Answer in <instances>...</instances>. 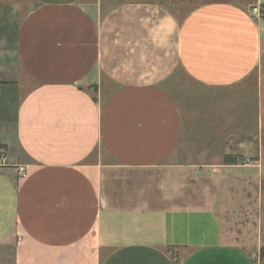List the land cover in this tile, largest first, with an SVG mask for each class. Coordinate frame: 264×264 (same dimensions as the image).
I'll use <instances>...</instances> for the list:
<instances>
[{
	"label": "crops",
	"instance_id": "crops-1",
	"mask_svg": "<svg viewBox=\"0 0 264 264\" xmlns=\"http://www.w3.org/2000/svg\"><path fill=\"white\" fill-rule=\"evenodd\" d=\"M254 5L0 0V264H264L217 215L258 127Z\"/></svg>",
	"mask_w": 264,
	"mask_h": 264
},
{
	"label": "rangeland",
	"instance_id": "rangeland-1",
	"mask_svg": "<svg viewBox=\"0 0 264 264\" xmlns=\"http://www.w3.org/2000/svg\"><path fill=\"white\" fill-rule=\"evenodd\" d=\"M245 83H253L245 92L244 105L254 97L258 105L257 132L252 136H237L229 141L231 155L236 156L237 169L227 175L226 198L218 207L223 221L224 239L234 244L256 241L259 254L264 256V53L262 60ZM255 83V84H254ZM254 129V127H253ZM1 148V147H0ZM2 151L0 149V156ZM238 157V158H237ZM242 237V238H241Z\"/></svg>",
	"mask_w": 264,
	"mask_h": 264
},
{
	"label": "built area",
	"instance_id": "built-area-1",
	"mask_svg": "<svg viewBox=\"0 0 264 264\" xmlns=\"http://www.w3.org/2000/svg\"><path fill=\"white\" fill-rule=\"evenodd\" d=\"M251 13L258 17H264V6L262 5H254L250 9ZM18 171L20 172L22 177H26L25 167L19 166Z\"/></svg>",
	"mask_w": 264,
	"mask_h": 264
},
{
	"label": "trees",
	"instance_id": "trees-1",
	"mask_svg": "<svg viewBox=\"0 0 264 264\" xmlns=\"http://www.w3.org/2000/svg\"><path fill=\"white\" fill-rule=\"evenodd\" d=\"M1 147V146H0ZM224 161L225 163H234V161H236L235 159H232L229 155H226L224 157ZM264 257V256H263Z\"/></svg>",
	"mask_w": 264,
	"mask_h": 264
}]
</instances>
